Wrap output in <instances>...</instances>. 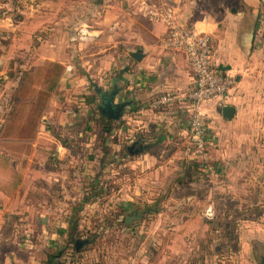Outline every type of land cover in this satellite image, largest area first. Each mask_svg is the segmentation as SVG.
<instances>
[{
    "label": "crops",
    "instance_id": "1",
    "mask_svg": "<svg viewBox=\"0 0 264 264\" xmlns=\"http://www.w3.org/2000/svg\"><path fill=\"white\" fill-rule=\"evenodd\" d=\"M25 1L14 23L0 18L1 33L16 35L1 42L32 46L36 64L61 70L31 133L9 136L0 55V264H58L71 240L86 239L76 250L88 245L83 232L76 236L79 226L115 208L124 223L126 212L143 213L125 224L144 232L134 249L144 264L154 255L159 264H264V0H146L207 32L213 65L235 80L202 107L211 171L184 152L187 103H155L166 91L186 92L194 75L141 0H77L79 8L74 0H50L48 8ZM137 48L140 59L131 55ZM111 94L126 104L103 152V130L90 115ZM226 104L231 117L222 114ZM132 143L136 152L122 151Z\"/></svg>",
    "mask_w": 264,
    "mask_h": 264
},
{
    "label": "rangeland",
    "instance_id": "2",
    "mask_svg": "<svg viewBox=\"0 0 264 264\" xmlns=\"http://www.w3.org/2000/svg\"><path fill=\"white\" fill-rule=\"evenodd\" d=\"M63 5L64 0H41V7L48 8V3ZM32 0H26L25 4H32ZM22 5V0H0V18L5 21L15 22L17 8ZM73 7L79 8L80 2L73 1ZM80 12L77 9L72 14V24L75 28L79 24ZM0 28V55L4 57L3 70L8 75V82L3 85V88H8L6 103L9 106V111H6L4 116L9 121L6 127V134L9 136H28L32 131V125L36 121L39 114H43L48 106L52 87L57 79L61 66L58 63L45 60L41 64L34 62V52L32 46L29 48H18L12 46L9 48L1 41L5 40L6 33H1ZM5 31V30H3ZM8 39L14 37L15 32L10 30ZM47 32L42 31L40 36L44 38ZM3 36V37H2ZM16 38V35H15ZM11 146V145H10ZM234 207V206H233ZM89 213L90 210H87ZM143 221V220H142ZM89 224V223H88ZM86 223L79 226V231L84 233V237H89V232H85ZM92 223L89 224L92 227ZM139 226V224H137ZM76 226V225H75ZM29 230H26L27 235ZM145 239L144 232L139 230L129 229L122 222L118 229H106L103 233L97 234V238L93 241L91 248L83 251L81 255L74 254L70 250L62 254L56 260L58 264H67L68 260L73 259V264H144L143 255L134 259V249L139 247ZM72 241V240H71ZM70 241V246L73 243ZM91 243L88 245L90 246ZM86 247V246H85ZM88 247V246H87ZM60 258V260H59ZM71 258V259H70ZM62 259V260H61ZM160 255H154V260L150 264H159ZM54 260H50L53 263ZM72 264V263H71Z\"/></svg>",
    "mask_w": 264,
    "mask_h": 264
},
{
    "label": "built area",
    "instance_id": "3",
    "mask_svg": "<svg viewBox=\"0 0 264 264\" xmlns=\"http://www.w3.org/2000/svg\"><path fill=\"white\" fill-rule=\"evenodd\" d=\"M140 6L144 15L165 25V43L184 53L194 75V84L186 92L166 91L155 99V103L170 104L176 100L187 103L189 122L184 152L196 156L203 170L211 171L213 165L208 161L207 151L208 115L202 107L205 101L225 94L235 80L213 65L212 39L207 32L196 29L193 24L178 21L172 9L165 4L153 5L141 0Z\"/></svg>",
    "mask_w": 264,
    "mask_h": 264
},
{
    "label": "trees",
    "instance_id": "4",
    "mask_svg": "<svg viewBox=\"0 0 264 264\" xmlns=\"http://www.w3.org/2000/svg\"><path fill=\"white\" fill-rule=\"evenodd\" d=\"M90 118L95 123L99 124L103 130L102 131L103 133H99L98 135H99V139L101 142L100 143L101 149L103 152H105L107 151V149H106V146L102 144V141L105 138V136L107 137L110 134H112L111 131L113 129V120L111 118H108L102 115L96 110H92ZM122 151L125 153H131L127 145H124V147L122 148ZM91 188H92V194L94 195L100 192L98 188L94 187V185H91ZM122 215H123L122 210L115 208L114 210L113 209L105 210V212H103L101 215L92 216L93 225L92 227H89V229L87 230V232H89L88 241L89 243H91L90 246L87 245L88 247L84 246L82 249L76 250V245L74 243V240H72L71 241L73 243L72 253L81 255V250L91 248L93 241L97 238V234H99L100 232L103 233L106 229H109V228L118 229L121 226L122 222L124 221Z\"/></svg>",
    "mask_w": 264,
    "mask_h": 264
},
{
    "label": "water",
    "instance_id": "5",
    "mask_svg": "<svg viewBox=\"0 0 264 264\" xmlns=\"http://www.w3.org/2000/svg\"><path fill=\"white\" fill-rule=\"evenodd\" d=\"M131 55L135 58V59H140L142 57V51L140 48H137L134 52L131 53ZM113 95H109V96H104L102 99L101 104L98 106V109L100 110V112L111 118V119H119L123 110V106L126 104V102H118V103H113L112 101ZM234 112V107L232 105L226 104L222 106V114L226 117H231L233 115ZM134 146V144H131L128 146V148L130 149L131 152L133 151H137L138 149H132V147ZM143 216V213H136V211H131V212H126L125 213V223L126 224H131V222L133 220H138ZM86 239H76L75 244L77 246V248H79L80 244L82 242H85ZM262 263H264V259L261 261Z\"/></svg>",
    "mask_w": 264,
    "mask_h": 264
}]
</instances>
